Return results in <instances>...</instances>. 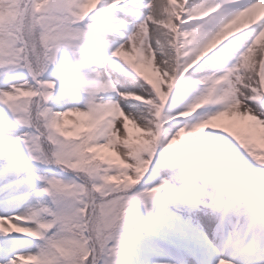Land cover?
I'll list each match as a JSON object with an SVG mask.
<instances>
[{
  "label": "snow or ice",
  "instance_id": "obj_1",
  "mask_svg": "<svg viewBox=\"0 0 264 264\" xmlns=\"http://www.w3.org/2000/svg\"><path fill=\"white\" fill-rule=\"evenodd\" d=\"M262 38L264 0H0V264H264Z\"/></svg>",
  "mask_w": 264,
  "mask_h": 264
},
{
  "label": "rangeland",
  "instance_id": "obj_2",
  "mask_svg": "<svg viewBox=\"0 0 264 264\" xmlns=\"http://www.w3.org/2000/svg\"><path fill=\"white\" fill-rule=\"evenodd\" d=\"M257 47H258V46H257ZM258 48H259V47H258ZM253 55H254V57H255V53H254ZM130 58L135 59V56H131ZM145 71H148V72L151 74V69L145 68ZM74 118H75V117H73V116H69V117H66L65 120H66L68 123H71L72 120H73ZM225 119H227V118H225ZM130 127H131V125H130ZM245 134L247 135L248 133L245 131ZM254 140H255L256 143L259 144V146H260L261 148H264V140H262V139H260V138H255V137H254ZM112 154L116 155L115 152H113Z\"/></svg>",
  "mask_w": 264,
  "mask_h": 264
},
{
  "label": "bare ground",
  "instance_id": "obj_3",
  "mask_svg": "<svg viewBox=\"0 0 264 264\" xmlns=\"http://www.w3.org/2000/svg\"><path fill=\"white\" fill-rule=\"evenodd\" d=\"M257 46H258L259 48H260L261 46H264V38H262L261 42H259Z\"/></svg>",
  "mask_w": 264,
  "mask_h": 264
}]
</instances>
